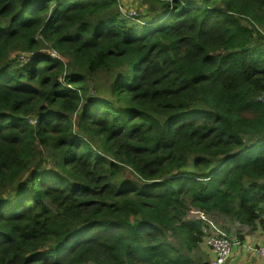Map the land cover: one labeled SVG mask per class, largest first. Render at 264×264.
Returning <instances> with one entry per match:
<instances>
[{
    "label": "trees",
    "instance_id": "obj_1",
    "mask_svg": "<svg viewBox=\"0 0 264 264\" xmlns=\"http://www.w3.org/2000/svg\"><path fill=\"white\" fill-rule=\"evenodd\" d=\"M142 1L0 0V264H210L191 208L264 234V0Z\"/></svg>",
    "mask_w": 264,
    "mask_h": 264
},
{
    "label": "rangeland",
    "instance_id": "obj_2",
    "mask_svg": "<svg viewBox=\"0 0 264 264\" xmlns=\"http://www.w3.org/2000/svg\"><path fill=\"white\" fill-rule=\"evenodd\" d=\"M119 3L120 10L123 12V14L130 18V20H132L133 24L143 25L140 21H143L145 19L144 13L148 11V7L145 6L142 0H119ZM131 11H135L136 13L132 14ZM31 122L33 124L36 123L35 117L31 119ZM122 175L125 179H129L130 181H137V184L139 185L144 184L141 183L139 178L135 174H133L129 169H126ZM188 218L201 219L206 224H208L204 227V229L207 230V235L204 237L199 247L192 250V252L190 253L193 258L203 263L212 262V260L214 259L212 248L207 243V238L209 237V235L216 233L219 235H228L231 237V239H234L236 237L245 239V237H248L249 240H252V234L250 233H254L256 231L253 227L242 224L217 213H207L202 209L191 208L188 211ZM246 231L250 232L247 236L245 235ZM247 243L252 244L253 242ZM235 249L236 246H233L232 254L233 250ZM232 254L228 259V263L231 260Z\"/></svg>",
    "mask_w": 264,
    "mask_h": 264
},
{
    "label": "built area",
    "instance_id": "obj_3",
    "mask_svg": "<svg viewBox=\"0 0 264 264\" xmlns=\"http://www.w3.org/2000/svg\"><path fill=\"white\" fill-rule=\"evenodd\" d=\"M132 14L136 13L131 11ZM53 55H57L56 52H53ZM208 245L212 248L214 253V259L210 264H229L228 259L232 254L233 246H242L243 250L254 253L257 255H264V243L253 245L251 243H243L237 240L236 238L231 239L228 235H219L213 233L207 238Z\"/></svg>",
    "mask_w": 264,
    "mask_h": 264
},
{
    "label": "crops",
    "instance_id": "obj_4",
    "mask_svg": "<svg viewBox=\"0 0 264 264\" xmlns=\"http://www.w3.org/2000/svg\"><path fill=\"white\" fill-rule=\"evenodd\" d=\"M250 232L246 231L245 235L247 236ZM252 234V240H249L248 237H245L243 243L253 242L252 244H263L264 243V234L261 233L259 229ZM214 255V253H213ZM230 264H264V255H257L254 253L247 252L243 250V247H238L236 245V249L233 250V254Z\"/></svg>",
    "mask_w": 264,
    "mask_h": 264
}]
</instances>
